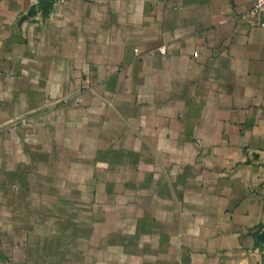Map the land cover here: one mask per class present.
Segmentation results:
<instances>
[{
  "label": "crops",
  "instance_id": "0c3cea01",
  "mask_svg": "<svg viewBox=\"0 0 264 264\" xmlns=\"http://www.w3.org/2000/svg\"><path fill=\"white\" fill-rule=\"evenodd\" d=\"M253 1L0 0V264L263 261Z\"/></svg>",
  "mask_w": 264,
  "mask_h": 264
},
{
  "label": "built area",
  "instance_id": "2783aa9c",
  "mask_svg": "<svg viewBox=\"0 0 264 264\" xmlns=\"http://www.w3.org/2000/svg\"><path fill=\"white\" fill-rule=\"evenodd\" d=\"M66 0H49V10L43 17L44 19H50L53 15V8L56 6H59L63 3H65ZM29 2L32 4V6L39 7L38 4H40L41 0H29ZM254 14H264V0H254L250 6V8L245 11L242 16L247 18L249 22L252 21V16ZM34 19H39L38 16H34ZM260 24H264L263 22H260ZM135 53H138V49L134 48ZM156 52L159 53V55L163 58L166 54V46L164 44H161L156 47L155 49ZM70 100H75L77 102H80L82 100V90L75 92V93H67L63 95L59 101L61 103H67ZM24 123V119L20 120V123ZM13 126H16L18 121H13L11 122ZM260 264H264V259Z\"/></svg>",
  "mask_w": 264,
  "mask_h": 264
},
{
  "label": "water",
  "instance_id": "95a60500",
  "mask_svg": "<svg viewBox=\"0 0 264 264\" xmlns=\"http://www.w3.org/2000/svg\"><path fill=\"white\" fill-rule=\"evenodd\" d=\"M43 2H44V3L47 2V3H48V7H49V5H50V4H49V3H50L49 0H41L40 4H38V6L41 5V3H43ZM35 7H36V6H35ZM48 9H49V8H48Z\"/></svg>",
  "mask_w": 264,
  "mask_h": 264
}]
</instances>
